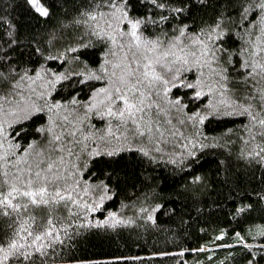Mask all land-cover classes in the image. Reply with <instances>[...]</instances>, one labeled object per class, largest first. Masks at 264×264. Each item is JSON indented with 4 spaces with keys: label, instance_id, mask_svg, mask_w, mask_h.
I'll return each instance as SVG.
<instances>
[{
    "label": "trees",
    "instance_id": "1",
    "mask_svg": "<svg viewBox=\"0 0 264 264\" xmlns=\"http://www.w3.org/2000/svg\"><path fill=\"white\" fill-rule=\"evenodd\" d=\"M38 1L0 0V264H264V0Z\"/></svg>",
    "mask_w": 264,
    "mask_h": 264
},
{
    "label": "rangeland",
    "instance_id": "2",
    "mask_svg": "<svg viewBox=\"0 0 264 264\" xmlns=\"http://www.w3.org/2000/svg\"><path fill=\"white\" fill-rule=\"evenodd\" d=\"M34 5H35V8L37 9L38 12H40L41 14H45L47 9H46V6L43 5L42 3H40L38 0H30ZM170 52H165L163 53L162 56H165L167 54H169Z\"/></svg>",
    "mask_w": 264,
    "mask_h": 264
}]
</instances>
